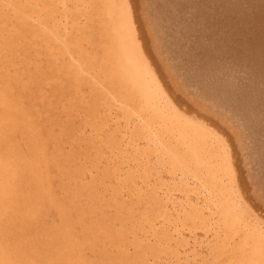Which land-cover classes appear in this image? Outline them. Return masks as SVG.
Segmentation results:
<instances>
[{
    "label": "bare ground",
    "instance_id": "obj_1",
    "mask_svg": "<svg viewBox=\"0 0 264 264\" xmlns=\"http://www.w3.org/2000/svg\"><path fill=\"white\" fill-rule=\"evenodd\" d=\"M0 264H264V0H0Z\"/></svg>",
    "mask_w": 264,
    "mask_h": 264
},
{
    "label": "rangeland",
    "instance_id": "obj_2",
    "mask_svg": "<svg viewBox=\"0 0 264 264\" xmlns=\"http://www.w3.org/2000/svg\"><path fill=\"white\" fill-rule=\"evenodd\" d=\"M147 6V5H146ZM148 13H149V15L151 16V23H150V26H152L153 25V27H155V29H154V32L157 34V33H159L162 29L157 25V23H156V17L159 15L158 13H156V10H155V8H154V6H153V4H152V2L151 1H149V3H148ZM161 26H163V28L165 27L164 26V23H163V21H162V24H161ZM168 38H167V37ZM171 35L168 33V34H164L163 32H161V33H159L158 35H157V38H158V40L160 41V43H163V45L165 46V49L167 50H169L170 51V49H169V46H168V40L167 39H169V37H170ZM162 40V41H161ZM169 54V56H168V58H170V56H171V59H170V61L173 63V65H174V68H176V62H174V60H173V57H172V54H171V52H168ZM176 70V75H177V77L178 78H180L181 79V81H186L187 79H186V76L184 75V73H183V70L182 69H175ZM183 79V80H182ZM186 79V80H185ZM186 86H187V88L188 89H190V85H188L187 83H186ZM121 131L122 132H125V131H127V129H126V126H125V124L123 123V122H121ZM115 126H117V124H116V122H114L113 124H112V128H114ZM121 131L119 132V136H121L122 135V133H121ZM127 135H128V131H127ZM106 156L102 159V161L99 163V165H98V167H91L88 171H87V173H86V175L84 176V179L85 180H88V181H90V180H95V179H97V180H101L102 179V177H104L103 178V185H101L100 187H101V189L104 191L105 189H106V186L107 187H112V186H115V185H117L118 184V176H119V174L120 173H125V170L127 169V166L126 165H121V171H117V173L115 174V175H113V176H107V174L105 173V170L107 169V168H114L115 167V162H116V160H117V158L115 157V154L112 152V151H110V150H107L106 149ZM96 176V177H93V176ZM107 193H108V191H107ZM121 196V198L122 199H124L127 203H129V200H128V194L127 193H124V194H121L120 195ZM190 241L192 242V243H194V241H193V238H190ZM191 243V246L193 245ZM190 246V247H191ZM202 249V248H201ZM192 254V253H191ZM192 256V255H191Z\"/></svg>",
    "mask_w": 264,
    "mask_h": 264
}]
</instances>
